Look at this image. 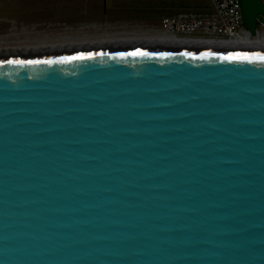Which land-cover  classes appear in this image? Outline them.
I'll use <instances>...</instances> for the list:
<instances>
[{
  "label": "water",
  "instance_id": "1",
  "mask_svg": "<svg viewBox=\"0 0 264 264\" xmlns=\"http://www.w3.org/2000/svg\"><path fill=\"white\" fill-rule=\"evenodd\" d=\"M237 54L264 51L0 53V264H264V60Z\"/></svg>",
  "mask_w": 264,
  "mask_h": 264
},
{
  "label": "rangeland",
  "instance_id": "2",
  "mask_svg": "<svg viewBox=\"0 0 264 264\" xmlns=\"http://www.w3.org/2000/svg\"><path fill=\"white\" fill-rule=\"evenodd\" d=\"M182 12L212 13V2L0 0V53L23 48L74 49V45L88 48L81 46L112 40L136 43L128 39L162 38V19Z\"/></svg>",
  "mask_w": 264,
  "mask_h": 264
},
{
  "label": "built area",
  "instance_id": "3",
  "mask_svg": "<svg viewBox=\"0 0 264 264\" xmlns=\"http://www.w3.org/2000/svg\"><path fill=\"white\" fill-rule=\"evenodd\" d=\"M212 13L182 12L162 19V38L234 40L246 36L242 0H211Z\"/></svg>",
  "mask_w": 264,
  "mask_h": 264
},
{
  "label": "bare ground",
  "instance_id": "4",
  "mask_svg": "<svg viewBox=\"0 0 264 264\" xmlns=\"http://www.w3.org/2000/svg\"><path fill=\"white\" fill-rule=\"evenodd\" d=\"M134 41L136 40V43H126L124 40L123 42L118 41H102V42H94L95 44H89V45H83L81 47H101V46H133V45H170V46H193V47H211V48H228V49H244V50H261L264 51V39L259 38H252L249 36H243L240 39H234V40H187V39H165L164 37H151V38H140V39H128ZM119 42V43H118ZM89 43V42H88ZM79 46V45H78ZM78 46H73L77 48ZM54 47V46H53ZM52 47V48H53ZM80 47V46H79ZM56 48V47H55ZM74 48V49H75ZM38 49L34 48L33 50ZM52 50V49H47ZM56 50H62V49H56ZM20 51H32L23 48V50H12L11 52H20ZM35 51H45V48H39V50Z\"/></svg>",
  "mask_w": 264,
  "mask_h": 264
},
{
  "label": "snow or ice",
  "instance_id": "5",
  "mask_svg": "<svg viewBox=\"0 0 264 264\" xmlns=\"http://www.w3.org/2000/svg\"><path fill=\"white\" fill-rule=\"evenodd\" d=\"M131 55H147V53H141V52H136V53H131ZM74 59H83L84 57H73ZM224 59L227 60H253V59H259V60H264V56H241L239 54L235 55V56H226L224 57ZM51 61H49L50 63ZM16 63H19V61H16Z\"/></svg>",
  "mask_w": 264,
  "mask_h": 264
},
{
  "label": "flooded vegetation",
  "instance_id": "6",
  "mask_svg": "<svg viewBox=\"0 0 264 264\" xmlns=\"http://www.w3.org/2000/svg\"><path fill=\"white\" fill-rule=\"evenodd\" d=\"M264 27H262V29H263Z\"/></svg>",
  "mask_w": 264,
  "mask_h": 264
}]
</instances>
